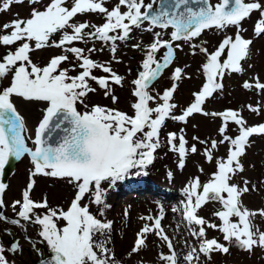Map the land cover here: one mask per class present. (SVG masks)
<instances>
[{
  "label": "snow or ice",
  "instance_id": "6c2138e0",
  "mask_svg": "<svg viewBox=\"0 0 264 264\" xmlns=\"http://www.w3.org/2000/svg\"><path fill=\"white\" fill-rule=\"evenodd\" d=\"M12 3L23 4L25 0H3L0 11L10 10ZM27 3L33 6L29 16L4 23L0 30V46L18 43L14 51H8L0 57V81L11 76L9 85L0 88V172L10 159L19 160L25 155L30 158L33 169L30 171L27 188L22 192V200H16L12 205L13 209L19 206L16 213L18 219L9 220L0 212V221L22 229V221L40 226L38 235L54 253L51 260L42 261L41 264H121L107 247L112 222H103L94 216L88 205H82V200L91 197L92 203L101 206L102 215L103 207L107 206L106 189L102 184L108 182L112 185L123 180L131 169L144 168L153 162L154 153L161 147L159 135L166 119L186 121L198 113L223 119L218 129L222 139L211 141V147L205 148V158L208 161L214 159L212 150L218 144L228 142L230 145L226 158L216 159V170L206 183L201 184L195 178L183 189L187 197L183 216L190 224L201 226L198 231L192 232V235L202 238L198 251L205 256L213 252L227 254L230 251L228 246L215 238H205V224L210 228H218L223 233V240L230 245L249 252L254 247L264 249V231H260L253 222L256 216L264 218V208L249 210L243 206L241 197L250 190L248 181H244V187L231 183L233 176L243 171L241 161L250 144V137L254 134L264 135V123L248 126L238 111L227 109L209 113L203 109L207 99L223 89L220 80L227 72L243 71L242 62L250 55L253 41L242 36L241 25L254 10H259L261 19L256 21L254 32L257 35L264 34V5L259 0H220L215 5L210 0H159V7L153 9L152 3L145 5L143 0H118L109 10L104 6L106 0H71V7L66 6L67 0H49L40 8L34 5L41 4L42 0H27ZM122 6L126 8L125 11H121ZM86 13L102 14L105 22L101 25L90 24L88 21L73 22L78 14ZM145 21L162 29L171 27L173 31L169 40L162 39L161 33H155L154 41L147 46L141 65L143 70L131 82L135 98L131 104L133 114L96 104L89 108L86 100L90 93L96 91L89 81L103 89L105 96H111L113 103H118L119 97L111 91L110 82L122 86L124 78L110 66L85 55V49L71 46L72 43L87 42L86 38L112 42L111 52L115 54V41L129 39L133 28H141ZM229 26L237 28L234 38L225 36L211 53L199 46L206 56V62L202 65L205 82L198 92L193 93V102L181 114H173L178 107L171 102L177 88L175 83L158 94V97L149 91L152 82L173 61V42H191L205 30H222ZM89 28L92 31H86ZM147 30L151 31V28ZM56 34H59V40L53 39ZM191 46L193 49L198 47ZM48 47L62 49V53L52 56L44 66L31 60L32 51ZM133 47L139 48L140 45ZM175 47L180 48V44L177 43ZM160 48H165L166 52L161 61H157L155 54ZM87 51L91 53L96 49L90 48ZM225 52L226 58L222 59ZM69 54L78 63L71 68L61 67L70 60ZM77 67L80 71L74 76L70 75V71H75ZM94 69H101L108 75L95 76L92 74ZM171 78L173 81L182 79L183 69L175 68ZM242 86L264 90V83L258 79L254 85L245 81ZM13 96L27 103L47 104L35 128L34 138L29 137L34 148L27 144L25 121L15 107ZM150 102H156V106L151 107ZM78 104L83 105L85 111H79ZM247 107L252 112L260 111L259 107ZM229 121L238 126L235 137L226 134ZM176 139V133H168L167 144L170 150L178 153V166L182 168L188 151L186 140L180 135L177 146L174 143ZM190 151L196 153V146L193 145ZM36 175L65 179L74 185L76 191L66 211L50 208L46 197L40 202L30 198V191L34 187L32 177ZM5 188L6 185L0 183V194L4 193ZM201 188L202 191H198ZM209 201H218L223 206L222 210L213 213L222 222L220 225L209 223L198 215V210ZM4 206L0 198V208ZM36 209H46V212L40 215ZM231 217H238V222H232ZM145 219L153 221L154 218L148 216ZM57 220L66 223L60 228ZM150 232H155L172 250L173 245L163 233L161 218L158 217L151 225L145 224L136 234L129 255L138 254L146 247V237ZM98 234L103 239L97 240ZM5 251L3 244H0V264H10L4 255ZM7 251L16 253L23 249L16 242ZM160 259L165 264H178L175 251H170L168 255L162 254ZM183 259L187 264H193L194 259H199L197 250L191 249Z\"/></svg>",
  "mask_w": 264,
  "mask_h": 264
},
{
  "label": "rangeland",
  "instance_id": "374dc122",
  "mask_svg": "<svg viewBox=\"0 0 264 264\" xmlns=\"http://www.w3.org/2000/svg\"><path fill=\"white\" fill-rule=\"evenodd\" d=\"M2 2L3 0H0V6H2ZM48 2L49 0H42L41 4L34 6L40 8ZM156 2L143 0L145 5L149 3L155 5ZM210 2L215 5L220 0H210ZM245 2H252V0H245ZM259 2L264 5V0H259ZM117 3L118 0H106L104 6L111 10ZM66 6L71 7V0H67ZM31 7L33 6H30L25 0L23 4L12 3L8 11H0V30H2L4 23L16 18H27ZM125 10L126 8L122 6L121 11ZM259 19H261L260 11L254 10L241 25L242 36L253 41L250 45V55L242 62L243 71L239 73L227 72L220 80L223 89L215 92L213 97L207 99L203 105L204 111L209 113L222 112L227 109L238 111L248 126L264 123V90L255 87L246 89L242 86L245 81L254 85L257 79L260 83H264V34L257 35L254 32V25ZM84 21L101 25L105 22V18L99 13H86L78 14L73 22ZM149 28H151V31L147 30ZM86 31H92V29L89 28ZM172 31L171 27L162 29L151 26L145 21L141 28H133L129 39L115 41L117 49L115 54L111 52L112 42L93 41L87 38V42L74 41L71 46L85 49V55H89L91 59L99 63L110 66L114 72L124 78L122 86L110 82L111 91L119 97L118 103H113L111 96H105L103 89L99 88L95 82L89 81L92 87L96 88V91L90 93L86 100L89 108L91 105L96 104L116 108L132 115L131 104L135 98L132 95L134 86L131 82L137 78L138 72L143 70L141 65L145 58L147 46L154 41L155 33H161L162 39L169 40ZM236 31L235 26H229L222 30L213 28L205 30L200 37L194 38L191 42L174 41L173 61L152 82L149 88L150 93L158 97V94H162L165 89L171 88L175 83L177 88L171 102L178 107L173 114H181L182 110L193 102V93L198 92L205 82L202 65L206 62V56L200 51L199 46L206 48L208 53H211L225 36L234 38ZM59 38V34L53 37L55 40H59ZM177 43L180 44V48L175 47ZM136 44H139L140 47L134 48L133 45ZM191 45H197L198 47L193 49ZM17 46L18 43L12 45V51ZM90 48H95L96 51L89 53L87 49ZM8 49H11V47H8ZM2 51L3 53L7 52L0 49V57ZM165 52V48H160L155 54V59L161 61ZM61 53L62 49L48 47L32 51L30 58L37 65L44 66L52 56ZM69 56L68 64L63 63L67 68H71L72 65L78 63L71 54ZM223 58H226V52L223 54ZM177 67L183 69V78L173 81L171 77ZM79 71L80 69L77 67L75 71H70L69 74L74 76ZM92 74L95 76L108 75L103 73L101 69H94ZM10 80L11 76L9 75L8 78L0 81V88L8 86ZM12 99L17 111L24 118L27 129L24 135L27 144L29 147L34 148L32 139H29V137L34 138L35 128L42 118L43 110L47 107V104L27 103L15 96ZM248 105L259 107L260 111L258 113L252 112L247 107ZM150 106L155 107L156 102H150ZM77 107L79 111H85L83 105L78 104ZM222 123L223 119L221 117L206 116L202 113L193 114L186 121L166 119L159 135L161 147L154 153V160L151 163L154 165L155 172L153 180L147 179L146 168L144 167L131 169L123 180H119L112 185L104 182L102 187L106 189L105 204L107 206L103 207L102 215L101 206L92 203L91 197H85L82 200V205H88L89 211L94 216L103 222H112L110 242L107 247L121 264H165L160 256L162 254L168 255L170 251H175L177 254L178 264H187L183 257L193 248L197 250L199 257V259L193 260V264H264V249L254 247L249 252L235 245H230L223 240V233L218 228H210L205 224L203 225L205 238H215L218 242L230 248L227 254L211 253V260H207V256L198 251L202 238L192 235V232L198 231L201 226L194 223L190 224L183 216V207L187 200L183 189L195 178H198L201 184L206 183L216 170V159L226 158L230 146L228 142L218 144L217 148L212 150L214 156L212 161H208L204 155L205 148L211 147L212 140L220 141L222 139L218 131ZM170 132L176 133L177 139L174 143L177 146L179 145L178 137L180 135L185 137L188 151L182 168L178 166V153L170 150L167 144V135ZM226 134L235 137L238 134V126L229 121ZM194 137L199 139H194ZM201 141L206 143H201ZM193 145L197 148L196 153L190 151ZM241 162L243 171L236 173L231 183L244 187V181H248L247 186L250 190L241 197L243 206L249 210L264 208V135L254 134L250 137V144L246 148V154L242 157ZM32 169L33 165L30 158L25 155L19 160L10 159L4 170L0 172V181L6 185L4 193L0 194V198L3 199L5 205L0 208V212L7 216L9 220L18 219L16 213L19 211V206L13 209L12 205L14 201L22 200V192L27 188ZM169 173H171V177ZM32 179L34 180V187L30 191V198L33 201L40 202L46 197L50 208L67 210L76 191L73 184L65 179L43 175H36ZM131 179L138 180L132 181ZM198 191H202V188ZM222 208L223 206L218 201H209L198 210V215L209 223L220 225L222 222L213 213L222 210ZM36 212L43 215L46 209H36ZM148 216H152L154 219L161 218V228L163 233L169 237L173 248L170 250L166 241L157 236L155 232H150L146 237V247L138 254L129 255L134 246L136 234L145 224L151 225L154 223V219L153 221L145 219ZM230 219L232 222H238V217H231ZM253 222L260 231H264V218L256 216ZM65 223L63 220H57V225L60 228ZM22 224H24L23 229L8 222L0 221V244H3L6 249L4 255L10 264H32L33 261L51 253L46 241L38 235L40 226L24 221H22ZM96 239L101 240L103 237L98 234ZM16 242L20 244L23 251L16 253L7 251Z\"/></svg>",
  "mask_w": 264,
  "mask_h": 264
},
{
  "label": "trees",
  "instance_id": "16d2710c",
  "mask_svg": "<svg viewBox=\"0 0 264 264\" xmlns=\"http://www.w3.org/2000/svg\"><path fill=\"white\" fill-rule=\"evenodd\" d=\"M8 47H11V49H8ZM0 49L1 50H6L8 52V51H12V46H0ZM7 52L3 53V51H2L1 57L3 55H5ZM30 56H32V55L30 54ZM31 60L35 63V61L33 59H31ZM65 63L68 64V62H65ZM63 66H64L63 68H67V66L65 64ZM146 168L148 170V175L154 176V173H152L153 168L151 166H149V165Z\"/></svg>",
  "mask_w": 264,
  "mask_h": 264
},
{
  "label": "water",
  "instance_id": "95a60500",
  "mask_svg": "<svg viewBox=\"0 0 264 264\" xmlns=\"http://www.w3.org/2000/svg\"><path fill=\"white\" fill-rule=\"evenodd\" d=\"M157 7H159V2H158ZM153 9H155V7ZM53 255H54V253L51 252V254H49L48 256L39 258L38 260L34 261L33 264H41L42 261L47 262V261L51 260Z\"/></svg>",
  "mask_w": 264,
  "mask_h": 264
}]
</instances>
